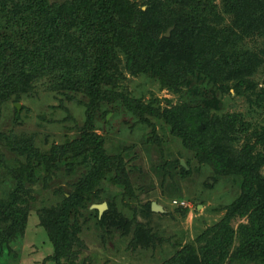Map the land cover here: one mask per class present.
<instances>
[{"label": "trees", "instance_id": "trees-1", "mask_svg": "<svg viewBox=\"0 0 264 264\" xmlns=\"http://www.w3.org/2000/svg\"><path fill=\"white\" fill-rule=\"evenodd\" d=\"M258 40L264 42V0H0V107L21 102L44 81L61 97L69 99L81 90L88 100V123L70 145L85 171L65 198L59 230L51 237L57 264L67 254L62 237L69 219L97 196L92 194L96 185L103 179L121 188L129 184L125 166L116 163L95 133L96 113L107 119V101L147 121L154 137L153 121L163 122L200 166H210L220 178H237L251 201L230 208L165 264H225L229 258L264 264V125L241 112L222 110L231 89L264 110V89H257L253 80L264 59L249 46ZM124 69L181 94L180 102L162 111L157 100L126 94ZM68 143L54 152V157L60 154L61 165L69 161ZM18 153L27 157L24 173L31 169L37 174L46 167L45 154L31 141ZM176 164L184 176L190 173L180 161L164 169L172 173ZM108 204L103 221L114 227L123 217ZM24 215L16 204L0 200V246L7 242L1 231L10 229L11 221L15 226L21 218L25 221ZM244 215L249 223L235 230L232 221Z\"/></svg>", "mask_w": 264, "mask_h": 264}, {"label": "rangeland", "instance_id": "rangeland-1", "mask_svg": "<svg viewBox=\"0 0 264 264\" xmlns=\"http://www.w3.org/2000/svg\"><path fill=\"white\" fill-rule=\"evenodd\" d=\"M249 46L264 59L263 40ZM123 72L122 88L133 98L157 100L162 111L180 102L181 94L161 89L159 84L125 69ZM253 80L257 89H264V64L256 70ZM37 88L21 102L10 101L0 107V200L16 204L25 213V221L21 218L17 226L11 221V228L1 231L7 242L0 246V264H57L51 237L59 230L58 218L65 198L75 191L85 171L79 168L80 156L70 146L80 138L79 129L88 123V100L83 91L78 90L81 94L74 93L68 99L52 92L45 81ZM103 104L109 113L106 120L101 118V112L96 113L95 133L102 137L105 150L116 163L125 166L129 184L121 188L103 179L96 185L92 194L97 196L90 197L87 208L69 219L62 237V251L67 252L63 264H165L176 258L177 251L185 245L194 244L230 208L251 203L237 178H220L210 166H200L163 122L153 121L154 137V129L147 121L142 122L125 109L116 110L115 101ZM222 110L241 112L250 122L264 125V110L252 107L232 89L223 97ZM30 141L46 156V167L37 174L31 169L21 171L27 157L18 151ZM65 142H69V161L61 165L60 154L54 157V152L64 148ZM177 161L192 163L191 167L187 164L188 175L181 174L177 164L170 170L172 173L166 172L164 168ZM70 162L74 164L69 166ZM260 174L264 180V167ZM207 182L211 187L206 186ZM108 203L123 217L118 227H108L103 221L110 209ZM153 203L164 212H148ZM103 204L108 209L96 214L95 206ZM248 223L249 215H244L231 224L237 230ZM225 264L248 263L229 258Z\"/></svg>", "mask_w": 264, "mask_h": 264}, {"label": "water", "instance_id": "water-1", "mask_svg": "<svg viewBox=\"0 0 264 264\" xmlns=\"http://www.w3.org/2000/svg\"><path fill=\"white\" fill-rule=\"evenodd\" d=\"M172 29H173V28H170V29L168 30V32H167V37L170 36V32L172 31ZM181 165H182L183 167H185V168L188 169V166H187V164H186L184 161H181ZM95 208L99 210V213H100V214H103V213L108 209V206H107V204H103V205H97V206H95ZM152 212H155V213H163L164 210H163V208H162L160 205H158V204H156V203H153V204H152Z\"/></svg>", "mask_w": 264, "mask_h": 264}]
</instances>
